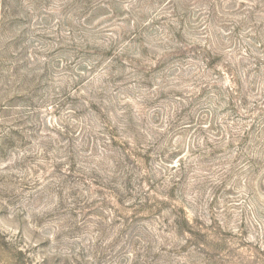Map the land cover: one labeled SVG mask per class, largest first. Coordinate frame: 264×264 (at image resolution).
Instances as JSON below:
<instances>
[{"label":"clouds","instance_id":"obj_1","mask_svg":"<svg viewBox=\"0 0 264 264\" xmlns=\"http://www.w3.org/2000/svg\"><path fill=\"white\" fill-rule=\"evenodd\" d=\"M0 26V264H264V0Z\"/></svg>","mask_w":264,"mask_h":264},{"label":"rangeland","instance_id":"obj_2","mask_svg":"<svg viewBox=\"0 0 264 264\" xmlns=\"http://www.w3.org/2000/svg\"><path fill=\"white\" fill-rule=\"evenodd\" d=\"M0 27H2V26H0Z\"/></svg>","mask_w":264,"mask_h":264}]
</instances>
